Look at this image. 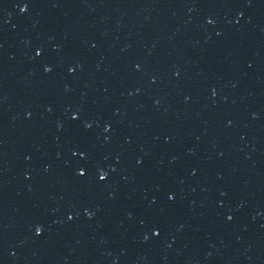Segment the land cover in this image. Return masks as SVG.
Returning <instances> with one entry per match:
<instances>
[{
  "label": "water",
  "instance_id": "1",
  "mask_svg": "<svg viewBox=\"0 0 264 264\" xmlns=\"http://www.w3.org/2000/svg\"><path fill=\"white\" fill-rule=\"evenodd\" d=\"M0 264H264V0H0Z\"/></svg>",
  "mask_w": 264,
  "mask_h": 264
}]
</instances>
